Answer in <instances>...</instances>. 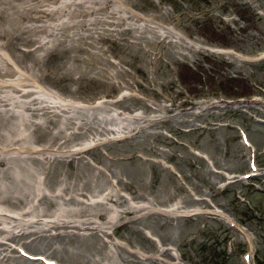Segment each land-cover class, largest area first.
Masks as SVG:
<instances>
[{"label":"rangeland","instance_id":"rangeland-1","mask_svg":"<svg viewBox=\"0 0 264 264\" xmlns=\"http://www.w3.org/2000/svg\"><path fill=\"white\" fill-rule=\"evenodd\" d=\"M0 99L21 263L264 264V0H0Z\"/></svg>","mask_w":264,"mask_h":264},{"label":"bare ground","instance_id":"bare-ground-1","mask_svg":"<svg viewBox=\"0 0 264 264\" xmlns=\"http://www.w3.org/2000/svg\"><path fill=\"white\" fill-rule=\"evenodd\" d=\"M51 10V9H50ZM17 90H18V88H17ZM23 94V93H22ZM7 96V95H6ZM25 96V95H24ZM9 97V96H8ZM7 99V98H6ZM5 99V100H6ZM18 99V98H17ZM36 99V98H35ZM1 100V99H0ZM54 100V99H53ZM7 101V100H6ZM9 101V100H8ZM22 102H24V101H22ZM52 102V101H51ZM59 102V101H58ZM11 103V102H10ZM53 103H54V101H53ZM1 104V103H0ZM8 104V103H7ZM56 104V103H55ZM54 104V105H55ZM62 104V103H61ZM15 106H16V104H14ZM40 105V104H39ZM42 105V104H41ZM52 106V107H55V106H57V105H55V106ZM59 105V104H58ZM25 107L27 108V110L28 109H30L32 112H36V108H39L38 106H34L33 104H31V102L29 101H27V104L25 105ZM58 107H60V106H58ZM49 108H50V105H49ZM57 108V107H56ZM62 108V107H61ZM22 109V108H21ZM17 110V109H16ZM20 110V109H19ZM19 110H18V112H19ZM26 110V109H25ZM24 110V111H25ZM38 110V109H37ZM53 110V109H52ZM58 110V109H57ZM62 111H64V109H62ZM31 112V113H32ZM46 112H48V110H46ZM50 112V111H49ZM54 112V111H53ZM56 112V111H55ZM60 112V111H59ZM30 113V114H31ZM24 113H20V121L21 120H25L26 119V117L28 118V116H24L23 115ZM25 114H26V112H25ZM30 114H29V117H30ZM17 115V114H16ZM34 115V114H33ZM15 117H17V116H15ZM32 118V117H31ZM67 119V118H66ZM12 121V120H11ZM18 121V120H17ZM29 121V123L31 122L30 120H28ZM66 121V120H65ZM68 122V121H67ZM25 123V122H24ZM27 123V122H26ZM3 124H5V123H3ZM25 125H27V124H25ZM22 126V125H21ZM24 126V125H23ZM11 128H13V127H11ZM59 130V129H58ZM59 133H60V131H59ZM55 135V134H54ZM18 140H19V138H18ZM14 144H12V146H13ZM30 147V146H29ZM28 148V147H27ZM30 148H32V147H30ZM21 149H22V147H21ZM26 149V148H25ZM31 152V151H30ZM1 160V159H0ZM26 164V163H25ZM8 166V165H7ZM25 166V165H24ZM9 168V167H8ZM27 169V173H30V176H29V178L27 179V178H25V176L23 177V176H21V175H19V174H17V173H15V176H14V180L16 181V185H12L11 187H8V186H6V184L7 183H5L3 180H1V178H0V202H2V201H8V202H14L15 200H19V199H21L22 197H24V196H26L27 195V193H30L31 192V194H32V191H39V187L38 186H36V183L34 182V180L32 181L31 180V177L33 176V174H35V172H33V170H31V169H29V168H26ZM13 173V172H12ZM3 174V173H2ZM23 174V173H22ZM28 175V174H27ZM5 176V175H4ZM35 176H36V174H35ZM7 177H9V176H7ZM37 177V176H36ZM34 178V177H33ZM38 178V177H37ZM7 179V178H6ZM10 179V178H9ZM8 179V180H9ZM3 181V182H2ZM10 181V180H9ZM45 182V181H44ZM47 183V182H46ZM10 184V183H9ZM43 185V184H42ZM10 186V185H9ZM94 191V190H93ZM103 191V190H102ZM41 192H42V190H41ZM77 193V192H76ZM107 193V192H106ZM105 193V194H106ZM81 194V193H80ZM100 194V193H99ZM104 194V195H105ZM108 194V193H107ZM117 194V193H116ZM34 195V194H33ZM32 195V196H33ZM31 196V197H32ZM36 196V195H35ZM45 196V195H44ZM57 196V195H56ZM115 196V195H114ZM48 197V196H47ZM55 197V196H54ZM94 197V196H93ZM101 197V196H100ZM108 197H110V196H108ZM123 197V196H122ZM56 198V197H55ZM102 198H104V197H102ZM27 199V198H26ZM45 199V198H44ZM101 199V198H100ZM49 200V199H48ZM84 200V199H83ZM95 199H93V201H94ZM97 200V199H96ZM108 200H109V198H108ZM36 201V200H35ZM112 201V200H111ZM106 202V201H105ZM33 203V202H32ZM29 204V203H28ZM34 204V203H33ZM91 204V203H90ZM95 204V203H94ZM98 204V203H97ZM100 204H102L101 206H102V208H108L105 204H103V203H101L100 202ZM120 204V203H119ZM13 205V204H12ZM10 206V205H9ZM111 206V205H110ZM135 206V205H134ZM146 206H147V204H146ZM2 208V207H1ZM36 208V207H35ZM87 208H88V206H87ZM98 208V207H97ZM4 208H2V210H3ZM6 209V208H5ZM110 209V208H109ZM114 209V208H113ZM127 209V208H126ZM1 210V209H0ZM68 210V209H67ZM97 210V209H96ZM99 210V209H98ZM105 210V209H104ZM7 211H9V210H7ZM74 211H75V208H74ZM73 211V212H74ZM77 211H78V209H77ZM6 212V211H5ZM27 212H29V211H27ZM66 213H67V211H65ZM71 212V211H70ZM96 212V211H95ZM99 214H101V213H103V212H101V211H97ZM112 212V211H111ZM118 212V211H117ZM4 212H0V214H3ZM24 213V212H23ZM79 213V212H78ZM78 213H77V215H78ZM107 213H108V211H107ZM119 213V212H118ZM7 214V213H6ZM16 214V213H15ZM27 214V213H26ZM80 214V213H79ZM94 214V213H93ZM9 216V215H8ZM12 216V215H11ZM20 216V215H19ZM22 216H23V214H22ZM36 216H38V215H36ZM81 216V215H80ZM97 216V215H96ZM35 217V216H34ZM43 217V216H42ZM66 217V216H65ZM95 217V216H94ZM21 218V217H20ZM15 219V218H14ZM16 219H17V217H16ZM17 220H19V219H17ZM21 220V219H20ZM42 220V219H41ZM41 220H39V218L37 217V219H34V220H29L30 222H36V221H41ZM46 220V219H45ZM70 220V219H69ZM82 220V219H81ZM7 221V220H6ZM23 221V220H22ZM28 221V222H29ZM73 221H74V219H73ZM77 221V220H76ZM26 222V221H25ZM44 222H46V221H44ZM71 222V221H70ZM69 222V223H70ZM78 222V221H77ZM81 222V221H80ZM84 222V221H83ZM92 222V221H91ZM1 223V222H0ZM8 223V222H7ZM17 223H18V221H17ZM17 223H15V224H17ZM48 223H50V222H48ZM87 223H89V222H87ZM2 224H3V222H2ZM5 225H6V223H4ZM26 224V223H25ZM31 224V223H30ZM52 224V223H51ZM50 224V225H51ZM65 224V223H64ZM63 224V225H64ZM78 224V223H77ZM76 224V225H77ZM98 224V223H97ZM101 224V223H100ZM18 225V224H17ZM19 225H21V224H19ZM24 225V224H23ZM29 225V224H28ZM27 225V226H28ZM33 225V224H32ZM57 225H59V224H57ZM26 226V225H25ZM36 226V225H35ZM43 226V225H42ZM48 226H49V224H48ZM48 226L46 227V228H48ZM53 226V225H52ZM74 226V225H73ZM79 226V225H78ZM84 226V225H83ZM99 226V225H98ZM12 227V226H11ZM15 227V226H14ZM17 227H19V226H17ZM43 227H45V226H43ZM77 227V226H76ZM89 227V226H88ZM13 228V227H12ZM46 228H44V229H46ZM50 228V227H49ZM104 228V227H103ZM20 228H18V230H19ZM81 229V228H80ZM94 229V228H93ZM17 230V229H16ZM50 230V229H49ZM103 230V229H102ZM10 231H12V229L10 230ZM2 233H5V235L3 236V237H0V253H1V257H0V264H5V262H9V264H13V259L16 261L15 262V264L17 263V264H23V263H21V259H22V257H20V256H18V258H16L17 256L15 255V254H13V250H15L14 248H12V247H10L9 245H7L6 244V242H4V241H7V240H9V239H11V238H13V236L15 235L14 233H12V232H9V230L5 227H3V226H0V236H1V234ZM42 233H44V232H42V229H37V228H31L30 227V229L29 228H25V229H22V230H20L17 234L19 235V234H21V235H27V234H33L34 236H38V235H42ZM46 236V235H45ZM21 237V236H20ZM2 238L3 239H5V240H2ZM47 238V237H46ZM50 238H51V236H50ZM19 240V239H18ZM8 242V241H7ZM48 243V242H47ZM88 246H90V244H88L87 246H85L84 245V247H88ZM63 249V248H62ZM84 249V248H83ZM75 250V249H74ZM78 252V251H77ZM73 253H74V251H73ZM75 254H77V253H75ZM79 254V253H78ZM77 254V255H78ZM81 255H83V254H81ZM107 255V254H106ZM51 257V256H50ZM71 257V256H70ZM112 257V256H111ZM79 259H80V257H79ZM12 260V261H11ZM90 262L92 261V260H89ZM101 261V260H100ZM34 262V264L36 263H38V262H36V261H33ZM85 262L87 263V261L85 260ZM93 262V261H92ZM114 263V262H113ZM33 264V263H32Z\"/></svg>","mask_w":264,"mask_h":264}]
</instances>
